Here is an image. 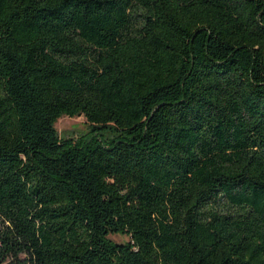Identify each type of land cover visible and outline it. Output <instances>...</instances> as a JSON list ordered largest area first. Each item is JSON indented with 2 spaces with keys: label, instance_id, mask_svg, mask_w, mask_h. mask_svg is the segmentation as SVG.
Masks as SVG:
<instances>
[{
  "label": "trees",
  "instance_id": "16d2710c",
  "mask_svg": "<svg viewBox=\"0 0 264 264\" xmlns=\"http://www.w3.org/2000/svg\"><path fill=\"white\" fill-rule=\"evenodd\" d=\"M0 264H264V0H0Z\"/></svg>",
  "mask_w": 264,
  "mask_h": 264
},
{
  "label": "rangeland",
  "instance_id": "374dc122",
  "mask_svg": "<svg viewBox=\"0 0 264 264\" xmlns=\"http://www.w3.org/2000/svg\"><path fill=\"white\" fill-rule=\"evenodd\" d=\"M55 129L60 137L79 138L89 132V126L83 116L74 118L64 116L57 121ZM111 240L117 244L127 242V238L123 236H113Z\"/></svg>",
  "mask_w": 264,
  "mask_h": 264
}]
</instances>
